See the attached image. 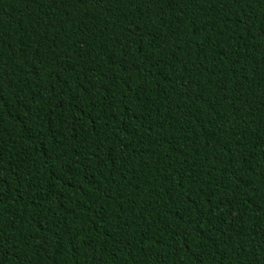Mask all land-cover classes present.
Here are the masks:
<instances>
[{"label": "trees", "instance_id": "16d2710c", "mask_svg": "<svg viewBox=\"0 0 264 264\" xmlns=\"http://www.w3.org/2000/svg\"><path fill=\"white\" fill-rule=\"evenodd\" d=\"M0 264H264V0H0Z\"/></svg>", "mask_w": 264, "mask_h": 264}]
</instances>
